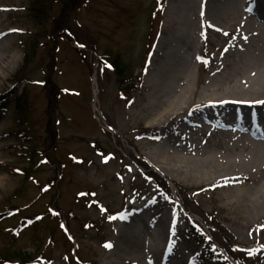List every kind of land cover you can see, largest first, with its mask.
Listing matches in <instances>:
<instances>
[{
    "label": "rangeland",
    "instance_id": "374dc122",
    "mask_svg": "<svg viewBox=\"0 0 264 264\" xmlns=\"http://www.w3.org/2000/svg\"><path fill=\"white\" fill-rule=\"evenodd\" d=\"M36 1L0 0V212L10 208L0 217V258L22 251L41 257L37 264H103L125 214L156 196L178 209L174 240L196 264H262L229 227L234 216L218 207L216 186L178 184L151 164L152 145L143 157L132 140L135 114H147L142 87L172 0H86L69 15L68 35L56 32L66 0ZM208 36L201 54L216 60V43L227 36ZM209 68L198 58L199 89ZM51 87L60 95L52 111ZM210 142L209 153L219 152ZM148 215L141 214L149 223Z\"/></svg>",
    "mask_w": 264,
    "mask_h": 264
},
{
    "label": "bare ground",
    "instance_id": "6f19581e",
    "mask_svg": "<svg viewBox=\"0 0 264 264\" xmlns=\"http://www.w3.org/2000/svg\"><path fill=\"white\" fill-rule=\"evenodd\" d=\"M172 2L142 87L147 114H135L132 140L143 157L152 145L151 164L178 184L216 186L218 207L234 216L229 227L264 256V0ZM209 31L227 36L216 43V60L201 54ZM5 53L0 49V60ZM198 58L210 67L202 89L195 79ZM19 63L14 58L12 64ZM48 118L55 130L51 112ZM210 141L219 152L209 153ZM147 198L115 227L103 264H196L175 243L176 206ZM145 211L154 217L150 224Z\"/></svg>",
    "mask_w": 264,
    "mask_h": 264
},
{
    "label": "trees",
    "instance_id": "16d2710c",
    "mask_svg": "<svg viewBox=\"0 0 264 264\" xmlns=\"http://www.w3.org/2000/svg\"><path fill=\"white\" fill-rule=\"evenodd\" d=\"M39 2H42V0H37ZM36 1V3H37ZM86 3V0H66L65 3H63V7H62V12L61 15L58 17L57 22H56V32H59L57 34H69V29L68 27H65L69 18V15L72 14L73 12H76L79 8H81L84 4ZM60 98L59 92H58V88L55 87H51L50 89V93L48 95V100H49V110H56L57 109V105H58V100ZM49 132L52 134V139H56L57 135L56 132L54 130V125L53 123H49ZM55 141V140H54ZM26 174L29 173V171L24 170ZM50 185L54 186L56 185V181L52 180L50 182ZM11 204V203H10ZM11 205H9L10 207ZM8 207V208H9ZM20 210V208H15L12 209V211L14 213H17ZM9 209H6L5 211L0 212V217L3 216L6 212H9ZM51 215L52 213H44V216L46 215ZM42 215V214H41ZM28 221H30V219H27ZM62 221V219H61ZM62 227H64V225H62ZM204 235L206 236V233H204ZM215 247V246H214ZM216 248V247H215ZM10 258H0V264H14L15 261H12V259L14 258V256L16 257H20L21 260L18 261V264H29L31 262H34L33 259L37 260L40 259L41 257H35L34 256H30L27 253H22V251H20L19 253L15 254H9Z\"/></svg>",
    "mask_w": 264,
    "mask_h": 264
},
{
    "label": "snow or ice",
    "instance_id": "6c2138e0",
    "mask_svg": "<svg viewBox=\"0 0 264 264\" xmlns=\"http://www.w3.org/2000/svg\"><path fill=\"white\" fill-rule=\"evenodd\" d=\"M259 103H264V101H259ZM105 247H111V245H105Z\"/></svg>",
    "mask_w": 264,
    "mask_h": 264
}]
</instances>
